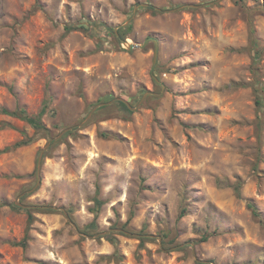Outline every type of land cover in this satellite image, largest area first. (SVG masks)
I'll return each mask as SVG.
<instances>
[{
  "label": "rangeland",
  "instance_id": "1",
  "mask_svg": "<svg viewBox=\"0 0 264 264\" xmlns=\"http://www.w3.org/2000/svg\"><path fill=\"white\" fill-rule=\"evenodd\" d=\"M240 1L0 0V107L45 108L52 133L0 156V264H264V110L250 86L264 85V0ZM132 18L120 42L111 29ZM150 37L163 86L154 43L126 44ZM109 97L136 110L115 102L85 123ZM69 128L38 185L41 152ZM25 135L36 133L0 114V151ZM96 198L98 232L85 234ZM164 231L177 247L163 248Z\"/></svg>",
  "mask_w": 264,
  "mask_h": 264
},
{
  "label": "trees",
  "instance_id": "2",
  "mask_svg": "<svg viewBox=\"0 0 264 264\" xmlns=\"http://www.w3.org/2000/svg\"><path fill=\"white\" fill-rule=\"evenodd\" d=\"M242 2V0L240 1ZM238 4H240L238 2ZM78 29V27H75V26H68L66 28V32L67 33H70L72 32L73 30H76ZM82 29V28H80ZM85 29V28H83ZM133 29V26L132 24L129 25L128 28H124V27H120L117 31L111 29L112 31H114V35L117 37V39L122 42L124 40H126L129 36V34L131 33ZM250 45L253 47V50L256 52V56L259 57L262 53V51H260L259 49V44L257 42V40L255 39L254 37V29L252 28V25H251V37H250ZM2 57V53L0 52V58ZM252 88H253V91L257 97V106L260 108V109H263L264 110V85L261 84V81L260 79H256V82L252 85H250ZM248 87V86H246ZM113 100V98H107L105 101H111ZM114 107L118 108L119 109V113L121 114H124V115H127V116H131L133 114V111L124 103V102H116V104L114 105ZM0 114L1 115H4V116H7V117H12V118H15V119H18V120H21L25 123H27L36 133L35 137H28L25 135V137L23 138V140H21L20 142L16 143L14 146L12 147H7L5 148L4 150L0 151V156L3 155V154H7L9 152H12L14 150H17V149H20L22 147H26V146H29L35 142H37L38 140L40 139H50L51 140V131L46 127V125L44 124V121H43V118L46 114V109L44 108L43 110H41V112L38 114V115H35V116H31L28 114V112L24 109V108H17L16 110L14 111H10L8 109H5V108H1L0 107ZM95 117V116H94ZM102 120H105V119H102ZM95 121V119H93L91 121V123H93ZM6 127H8L7 124H4L2 127H1V130L2 129H5ZM77 132V129H73L72 131L68 132L64 137L63 139L59 142H52L51 144V147L48 149L47 153L45 154V158L46 157H51L52 155V152L53 150L63 141L65 140L68 136H74ZM103 137H107V135L103 134L102 135ZM242 187H243V184L242 182H237L233 188H234V192H235V195L240 198L241 197V191H242ZM98 193H99V189H98ZM104 205V202L102 200H100L99 198H96L95 199V208H93V214L95 216V219L94 221L89 224L88 226H86L82 232L85 233V234H95L98 232V223H97V219H98V216L100 214V210L101 208L103 207ZM13 209H16L18 210L19 208L17 207L16 204H13V205H10ZM248 208L252 211V214L253 216L256 218V219H260L261 220V214L258 210V208L252 204V203H249L248 204ZM28 214H29V218H28V230L32 227V225L34 224L35 222V217H34V210H27ZM43 212H49V210H45ZM186 209L184 208L182 210V212L180 213V216H179V219H182L186 216ZM125 229V227H124ZM146 229V227H144L143 231ZM141 232L143 235L140 240L142 241V244L145 242V241H148V240H151V239H148L146 237H144V232ZM118 234V233H116ZM115 233H111L109 235H106L104 236L105 239H107L109 242H111V244H113L115 247H118V240L117 238L115 237L116 235ZM123 235V234H121ZM171 236V233L169 231H164L162 232V237H163V248H165L166 250H170L171 248H175L176 244H175V239H171V240H168ZM209 239V236L208 235H204L201 239L202 242H206L207 240ZM27 241H28V236L25 238V240L19 244V246H22L23 248H27L28 247V244H27ZM177 247V246H176ZM109 259H113L115 260L116 262H121L122 261V257L120 255V253L118 252V249L115 251V253L113 254L112 257H110ZM199 264H203V263H199Z\"/></svg>",
  "mask_w": 264,
  "mask_h": 264
},
{
  "label": "water",
  "instance_id": "3",
  "mask_svg": "<svg viewBox=\"0 0 264 264\" xmlns=\"http://www.w3.org/2000/svg\"><path fill=\"white\" fill-rule=\"evenodd\" d=\"M214 4V3H212ZM138 10V7H135V13H134V16L133 18L135 17L136 15V12ZM132 19L129 20V22L127 23V26H129L132 22ZM119 28H116V31L118 30ZM154 43L155 45V49H154V59H153V65H152V69H151V76L153 77V79L155 80V82L158 84V85H161L163 86V84L161 83V81H159L155 75V68L158 64V61H159V56H160V42L157 38H153V37H150L148 38L143 44H127L128 46V50L130 52L134 51L135 49H144L149 43ZM158 95L157 93H154V92H151V91H148L146 93V95L143 97V99L141 100V102L139 103V105L136 107V109H138L140 107V105L150 96H156ZM124 102L132 111L136 110L134 109L133 107H131L130 103L124 99H121V98H115L113 99L111 102L109 103H100L98 105H96V107L90 112V114L88 115L87 119L85 120V123H88L94 116L95 112L102 108V107H105V106H110L112 105L113 103L115 102ZM81 126V125H80ZM74 128H69L65 131H63V133L59 136V137H56L54 139H52V141L47 145V147L41 152V155H40V158H39V161H38V166H37V175H38V185H40L41 183V180H42V164H43V159H44V154L45 152L51 147V144L52 142H58L64 135H66L68 132L72 131ZM121 231V230H120ZM129 234V233H127Z\"/></svg>",
  "mask_w": 264,
  "mask_h": 264
}]
</instances>
